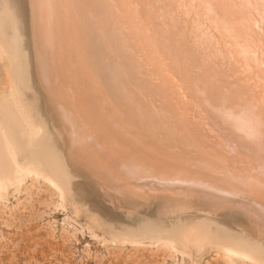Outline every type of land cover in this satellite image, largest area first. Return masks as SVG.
<instances>
[{"label":"bare ground","instance_id":"bare-ground-1","mask_svg":"<svg viewBox=\"0 0 264 264\" xmlns=\"http://www.w3.org/2000/svg\"><path fill=\"white\" fill-rule=\"evenodd\" d=\"M214 2L0 0V197L43 183L104 242L264 262L260 146L246 140L264 18L255 0ZM224 99L238 122L216 111Z\"/></svg>","mask_w":264,"mask_h":264},{"label":"rangeland","instance_id":"rangeland-1","mask_svg":"<svg viewBox=\"0 0 264 264\" xmlns=\"http://www.w3.org/2000/svg\"><path fill=\"white\" fill-rule=\"evenodd\" d=\"M5 64L0 58V96L9 92ZM29 178L20 187L30 185ZM33 185L28 190L9 186L0 197V264H225L222 251L208 242L199 248L171 240L172 252L148 238L140 243L104 242L109 234L91 223L85 212L73 213L68 201L65 209L53 205L59 197L43 183ZM64 227L68 230H61ZM234 264H241L239 258Z\"/></svg>","mask_w":264,"mask_h":264},{"label":"snow or ice","instance_id":"snow-or-ice-1","mask_svg":"<svg viewBox=\"0 0 264 264\" xmlns=\"http://www.w3.org/2000/svg\"><path fill=\"white\" fill-rule=\"evenodd\" d=\"M126 7L133 8L137 14H141L144 10L154 7L141 3H128ZM191 7L203 8L208 13H213L218 7H222L214 2V0H192ZM247 7L254 9L259 13L261 18H264V0H255V3H249ZM259 88L258 99L251 101L246 106L248 130L246 132V140L248 143H259V188L261 198H264V33L260 38L259 60ZM216 111L225 119V123L238 122V118L233 116V113L238 111V107L228 99L222 100L216 107ZM255 181H249L254 183Z\"/></svg>","mask_w":264,"mask_h":264}]
</instances>
